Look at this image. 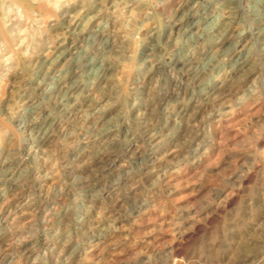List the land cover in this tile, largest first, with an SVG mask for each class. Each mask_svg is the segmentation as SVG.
Masks as SVG:
<instances>
[{"label":"rangeland","instance_id":"rangeland-1","mask_svg":"<svg viewBox=\"0 0 264 264\" xmlns=\"http://www.w3.org/2000/svg\"><path fill=\"white\" fill-rule=\"evenodd\" d=\"M0 264H264V0H0Z\"/></svg>","mask_w":264,"mask_h":264}]
</instances>
